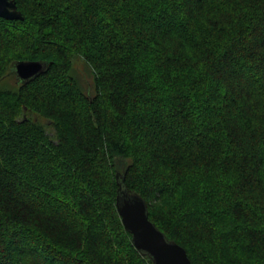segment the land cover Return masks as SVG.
Masks as SVG:
<instances>
[{"label":"trees","instance_id":"1","mask_svg":"<svg viewBox=\"0 0 264 264\" xmlns=\"http://www.w3.org/2000/svg\"><path fill=\"white\" fill-rule=\"evenodd\" d=\"M16 2L23 19L0 17V264H153L118 172L193 264H264V0ZM21 60L45 69L23 81Z\"/></svg>","mask_w":264,"mask_h":264},{"label":"water","instance_id":"2","mask_svg":"<svg viewBox=\"0 0 264 264\" xmlns=\"http://www.w3.org/2000/svg\"><path fill=\"white\" fill-rule=\"evenodd\" d=\"M0 17L5 19H23L16 0H0ZM43 61L21 60L15 64V72L21 80H30L45 69ZM119 188L117 208L123 223L132 233L133 243L143 254H148L153 264H193L184 246L168 239L166 234L149 218L148 203L137 192H130L126 175L117 173ZM221 264V263H216Z\"/></svg>","mask_w":264,"mask_h":264},{"label":"rangeland","instance_id":"3","mask_svg":"<svg viewBox=\"0 0 264 264\" xmlns=\"http://www.w3.org/2000/svg\"><path fill=\"white\" fill-rule=\"evenodd\" d=\"M77 68L82 72L84 73V78H85V81L86 83H89V85L91 86V82H92V78L88 75V70H86L85 68V64L83 61L81 60H78L77 61ZM14 79L10 80L11 82H13ZM52 129V127H51Z\"/></svg>","mask_w":264,"mask_h":264}]
</instances>
